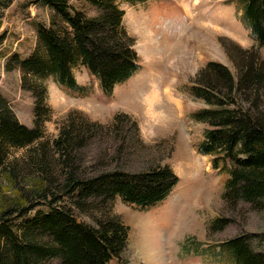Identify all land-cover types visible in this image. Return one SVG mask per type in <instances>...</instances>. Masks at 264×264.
Returning a JSON list of instances; mask_svg holds the SVG:
<instances>
[{
  "label": "trees",
  "instance_id": "trees-1",
  "mask_svg": "<svg viewBox=\"0 0 264 264\" xmlns=\"http://www.w3.org/2000/svg\"><path fill=\"white\" fill-rule=\"evenodd\" d=\"M12 1L0 0V10ZM46 1L53 14L49 27L37 32L36 49L25 60L13 56L14 65H6L7 71L19 68L21 88L31 93L33 128L20 125L0 96V177L10 192L0 193V264H45L50 260L61 264H109L113 260L127 264L121 256L129 228L112 213L114 198L148 209L169 195L178 178L166 165L133 173L118 166L107 169L106 165L86 172L81 153L93 140L112 138L122 131L123 124L129 141L139 137L136 123L125 114L116 115L111 125L103 126L73 111L56 138L45 137L43 124L50 111L42 79L52 77L58 86L86 96L87 89L77 85L72 73L81 65L97 81L100 92L110 96L140 68L133 49L135 40L122 26L124 12L117 0H84L98 11L91 18L70 8L66 0ZM123 1L134 5L147 0ZM235 2L240 6L242 23L258 47H264V0ZM221 45L235 74L222 63L210 61L189 87L191 97L206 106L192 114L196 123L207 126L198 153L210 156L211 168L227 176L221 196L227 205L243 202L261 208L264 59L254 48L237 46L231 53L224 43ZM126 137H121L123 143ZM11 148L26 151L21 159L7 161ZM119 150L120 154L122 148ZM229 224L228 218L216 217L207 232H219ZM251 238L264 243V236L242 234L218 248L232 264H264V250L255 251Z\"/></svg>",
  "mask_w": 264,
  "mask_h": 264
},
{
  "label": "rangeland",
  "instance_id": "rangeland-1",
  "mask_svg": "<svg viewBox=\"0 0 264 264\" xmlns=\"http://www.w3.org/2000/svg\"><path fill=\"white\" fill-rule=\"evenodd\" d=\"M66 1L86 17L98 15L84 0ZM235 1L190 0L191 10H187L185 0H147L134 5L117 0L118 8L124 12L122 26L135 40L133 49L140 65L137 73L116 86L110 96L100 92L97 81L81 65L72 73L77 85L87 89L86 96L58 86L52 77L41 80L50 111L43 124L49 140L56 138L59 127L73 111L103 126L111 125L116 115L125 114L138 127L139 139L132 138V133L129 141L123 124L122 131L112 134V138L93 140L81 153L86 172L106 165L107 169L118 166L132 173L166 165L178 178L169 195L148 209L114 198L112 213L129 228L121 256L127 264H232L220 252L219 244L242 234L264 236V201L260 208L243 202L229 206L222 200L227 176L211 168L210 156L198 153L207 126L192 119L195 111L206 107L189 94L198 71L207 62L216 61L235 74L221 43L231 53L237 46L257 49L264 59V47H258L242 23L240 6ZM52 14L46 0H13L0 10V96L18 123L28 129L33 128V98L21 88L19 68L13 66L12 71H7L6 65H14L13 56L25 60L34 52L37 32L49 27ZM154 87L160 93V107L150 109L146 98ZM171 97L180 102L177 107L181 110L172 104ZM162 112V118L158 117ZM121 137H126L125 143ZM25 151L11 148L7 161L21 159ZM197 160L202 169L192 177L193 169L188 167L195 168ZM0 193L10 194L2 177ZM216 217L228 218L230 224L209 234L208 225ZM83 219L91 222L87 217ZM250 241L255 251L264 250L259 238ZM45 264L61 262L50 260Z\"/></svg>",
  "mask_w": 264,
  "mask_h": 264
},
{
  "label": "bare ground",
  "instance_id": "bare-ground-1",
  "mask_svg": "<svg viewBox=\"0 0 264 264\" xmlns=\"http://www.w3.org/2000/svg\"><path fill=\"white\" fill-rule=\"evenodd\" d=\"M190 0H185V8L187 9V10H189L190 9ZM191 10V9H190ZM149 51V50H148ZM155 88V87H154ZM153 88V89H154ZM169 98V97H168ZM170 100L172 101V104H174V106L176 107V108H178V107H180V102L178 101V100H176L175 98H173V97H171L170 98ZM146 102L148 103V105H149V108L150 109H153V108H155V106H159L160 107V93L156 90V88H155V90H154V92H152V94H149V96L146 98ZM178 106V107H177ZM181 108H183V107H181ZM150 109H149V111H150ZM179 109V108H178ZM157 110V109H156ZM179 110H181V109H179ZM183 110V109H182ZM162 116H163V112L162 113H158V117H161L162 118ZM196 163H197V165H196V167L194 168V167H192V166H189L188 168L189 169H193V175H192V177H196V175H198L200 172H201V169H202V164H200V163H198V160L196 161ZM206 167V166H205ZM199 168V169H198ZM206 169V168H205ZM206 171H207V169H206ZM191 177V178H192Z\"/></svg>",
  "mask_w": 264,
  "mask_h": 264
}]
</instances>
